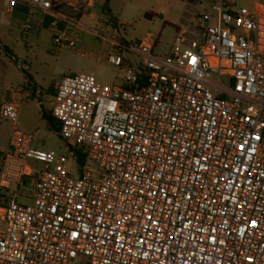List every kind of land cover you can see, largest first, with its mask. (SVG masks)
<instances>
[{
	"label": "built area",
	"instance_id": "2783aa9c",
	"mask_svg": "<svg viewBox=\"0 0 264 264\" xmlns=\"http://www.w3.org/2000/svg\"><path fill=\"white\" fill-rule=\"evenodd\" d=\"M20 1L64 23L76 19L61 9L93 5L11 0L6 12ZM186 1L165 56L152 33L133 46L102 37L120 86L59 81L51 114L66 155L18 128L22 90L1 105L15 127L0 154V264H264V11ZM62 35L55 45L75 46ZM28 161L42 164L34 176Z\"/></svg>",
	"mask_w": 264,
	"mask_h": 264
},
{
	"label": "rangeland",
	"instance_id": "374dc122",
	"mask_svg": "<svg viewBox=\"0 0 264 264\" xmlns=\"http://www.w3.org/2000/svg\"><path fill=\"white\" fill-rule=\"evenodd\" d=\"M52 1V0H51ZM94 7L89 9L94 18L83 15L66 33V40L73 41L74 47L60 48L54 44L56 38L64 39L62 29L47 26L38 29L36 22L5 13L6 0H0V107L6 91L23 89L25 78L20 63L27 62L28 72L42 95L25 100L20 109L18 128L34 134V148L57 155L67 154L66 142L39 116L37 102L49 109V92L57 87L64 77L86 74L96 78L103 86H120V69L108 61L111 44L107 39H117L126 45L138 44L148 33L155 34L158 40L157 53L167 52L176 36L175 25L185 13L186 0H92ZM108 1L110 15L102 19V8ZM240 7L250 11H264V0H236ZM212 0H203L200 11L208 10ZM197 2L194 1L193 5ZM190 10V9H188ZM32 27L25 32V27ZM64 43V42H63ZM34 54V55H33ZM125 60L133 66L141 61L135 55L123 53ZM24 64V63H23ZM15 124L0 117V154L5 152ZM70 165L74 166L73 161ZM42 169V164L28 161L24 172L30 176ZM77 176V173H74ZM25 192L35 193L27 181ZM18 201L32 205L31 200L19 197Z\"/></svg>",
	"mask_w": 264,
	"mask_h": 264
},
{
	"label": "crops",
	"instance_id": "0c3cea01",
	"mask_svg": "<svg viewBox=\"0 0 264 264\" xmlns=\"http://www.w3.org/2000/svg\"><path fill=\"white\" fill-rule=\"evenodd\" d=\"M10 2H11V0H6L5 13L8 14L11 18H15L16 16H21L23 18H27L28 20L30 19L33 22H36L38 29L45 28V27L48 26L50 28V30L53 31V32H58V31H55L54 28L51 26V24L54 21L58 22V27H60L62 29V32H64L66 34L68 32V29L70 27L72 28L74 23L79 22L81 20V18L83 17V15H86V14H76L75 10L71 9V8H67V7L63 8V9H61V13L62 14H64L70 20L73 19V18L76 19V21H73V22L69 21L68 23H64L60 19L55 20L52 17H44L41 12L34 10L33 8H31L30 6H28L27 4H25V3L21 2V1L18 2V4L15 7L13 13L9 14V13L6 12V9L10 5ZM91 2L93 3V5H92V7L90 9H92L95 6L94 2L92 0H91ZM79 4L80 3H77L76 6H79ZM87 16H90V17L94 18L93 15L90 14V13L87 14ZM184 16L185 15L183 14L182 17H180L179 22L174 26L176 34L179 31L180 26L186 23V21L184 20ZM31 29H32V27L30 29H26V27H25V32H27V31H29ZM158 40H159V38H158ZM157 47H158V45L156 46L155 53L158 56H165L168 53V51H169L168 50L167 52L158 54L157 53ZM111 49H112V47H110V51H111ZM23 63H20V68H21V70L23 72V76L25 78V85H24L23 89H20V90H22V94L20 96V106L21 107L24 104L25 100H28L30 98H36V97L41 96L43 94L41 89L38 88L37 84L31 78V76L27 74V72H28V64L29 63H27V62H23ZM55 93H56V88L53 90L52 93L49 92V96L48 97H49L50 105H49L48 111L44 108L42 102H40V101L37 102L36 107L39 110V116H40V118L43 121H45L43 119V112L46 111V112H50L51 113V105H52V100H53V97H54ZM13 100H14L13 91L12 90L10 91L8 89L6 91V94L2 97L1 104L4 103V102H9V101H13ZM14 189L15 188H14L13 185H9V190L13 191Z\"/></svg>",
	"mask_w": 264,
	"mask_h": 264
},
{
	"label": "trees",
	"instance_id": "16d2710c",
	"mask_svg": "<svg viewBox=\"0 0 264 264\" xmlns=\"http://www.w3.org/2000/svg\"><path fill=\"white\" fill-rule=\"evenodd\" d=\"M110 15V8L108 6V1H106L105 5L102 8V19L101 21L104 22L105 18ZM158 45V42H157ZM43 119L47 122L48 127L54 131L56 134L59 133L60 130V123L52 116L50 112H43ZM85 155L81 150H78L76 152V162L78 165L82 166L85 163ZM26 178L24 177L22 179L21 187H23V184L25 183Z\"/></svg>",
	"mask_w": 264,
	"mask_h": 264
}]
</instances>
